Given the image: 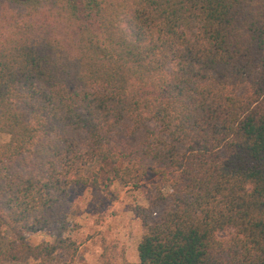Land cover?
Segmentation results:
<instances>
[{"label": "trees", "instance_id": "1", "mask_svg": "<svg viewBox=\"0 0 264 264\" xmlns=\"http://www.w3.org/2000/svg\"><path fill=\"white\" fill-rule=\"evenodd\" d=\"M0 135V264L74 262L95 163L161 183L123 264H264V0H0Z\"/></svg>", "mask_w": 264, "mask_h": 264}, {"label": "rangeland", "instance_id": "2", "mask_svg": "<svg viewBox=\"0 0 264 264\" xmlns=\"http://www.w3.org/2000/svg\"><path fill=\"white\" fill-rule=\"evenodd\" d=\"M8 139L0 135V144ZM113 147L122 152H128L135 144L136 137L125 138L123 134H117L112 141ZM124 162L120 161V171L124 168ZM102 169L100 184L98 187L73 186L69 189V201L72 202L70 222L77 229L71 237L79 243V249L72 264H123L124 262H137V244L145 228L139 219L133 214L136 206H147L150 190L153 185H161L160 181L150 176L139 188L123 184L118 178H114L110 164L95 163L91 171ZM15 169V168H14ZM8 165L1 166L3 173L14 170ZM166 194L167 186L162 187ZM155 210L153 216H157ZM20 233L16 226H5L0 236V247L5 248L9 241L15 239ZM26 242L37 244L43 240H49L48 234H23ZM68 259L59 255L57 261L52 264H65Z\"/></svg>", "mask_w": 264, "mask_h": 264}]
</instances>
